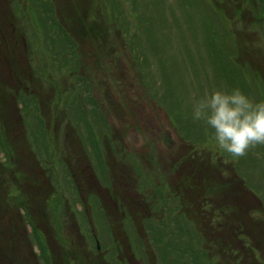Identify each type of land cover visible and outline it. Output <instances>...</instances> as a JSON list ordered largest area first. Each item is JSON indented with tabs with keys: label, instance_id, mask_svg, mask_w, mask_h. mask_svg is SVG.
Wrapping results in <instances>:
<instances>
[{
	"label": "rangeland",
	"instance_id": "374dc122",
	"mask_svg": "<svg viewBox=\"0 0 264 264\" xmlns=\"http://www.w3.org/2000/svg\"><path fill=\"white\" fill-rule=\"evenodd\" d=\"M94 14L100 22H91ZM66 29H75L85 45L101 37L110 51L107 62L102 47L87 49L105 72L109 120L90 108L89 85L75 79L73 64L85 55L67 56L72 39ZM236 88L264 100V0H0V264H76L78 255L67 253L79 252L81 240L59 242V250L46 255L43 231L64 228L67 220L84 234L85 264H107L95 244L104 250L114 244L110 237L129 240L142 264H235V257L236 264H264V145L234 158L217 148L204 121L193 119V97ZM34 119L33 132L22 134V125ZM119 119L128 140L135 133L144 144L141 157L123 156L134 169L121 178H133L143 197L125 193L126 201L141 204L119 206L121 226L106 218L86 188L76 187L69 169L80 166L71 142L79 144L69 130L62 138L61 128L76 127L87 149V136L100 145L108 122ZM42 122L58 128L38 140ZM36 152L43 157L39 166ZM201 157L221 175L202 182L213 184L206 192L195 184L194 194L183 193L186 207L170 176L192 163L196 171ZM94 169L103 182L101 158ZM205 207L217 213L209 216ZM116 243L109 251L115 264H132L130 254L124 257L128 247L119 250L122 242Z\"/></svg>",
	"mask_w": 264,
	"mask_h": 264
},
{
	"label": "flooded vegetation",
	"instance_id": "af4514ba",
	"mask_svg": "<svg viewBox=\"0 0 264 264\" xmlns=\"http://www.w3.org/2000/svg\"><path fill=\"white\" fill-rule=\"evenodd\" d=\"M120 13V12H119ZM103 18V16H101ZM100 18L96 17V15L94 14V18L92 19V23L94 22H100ZM67 30V29H66ZM64 31V34H66L67 36H69L72 39V43L71 45L67 46L69 49H71L67 54V56L71 57L72 54L74 53L75 50L82 52V54L85 55V60H78L77 62H75L73 65L75 66V68L73 69V73L75 76L76 81L81 80V84L80 86H88L87 90H91L90 84L92 85V91L88 92L86 91V93L88 94L87 100L90 103L89 106H91L90 108L93 110H96L97 112H99L101 115L103 116V118L105 117L106 119L109 120L110 118V113H112V111L109 108V98H110V94H109V90H105L104 88V80L105 78V72L103 70V68H99L100 65L99 63L96 61L95 57H94V53L87 51L88 48L94 47L95 45L97 47H102L103 48V54L104 57L107 58V62H111V59L109 57V52L107 49V45L104 42L99 41L101 39V37H98L97 39H95V34L93 33L92 38L94 40L93 43H95V45H91L87 44L85 45L83 42V38H79V36L75 33V29H72V34L67 31ZM109 64V63H108ZM112 64V63H111ZM111 69V68H110ZM121 75L120 71H116V74L114 77H119ZM94 80H97L98 82L95 83ZM107 81V80H106ZM100 89L102 90L101 94H100ZM69 98V97H68ZM108 104V105H106ZM115 113V110H114ZM112 117V116H111ZM120 118V116H119ZM32 121V122H31ZM31 121H27L22 125V134H29L32 133L35 126V122L36 119L31 120ZM78 121V119H77ZM93 125H96L95 121H90ZM103 125H104V121H103ZM67 127V126H65ZM64 126L61 127L62 128V138L65 135V133L67 134L69 130L70 135L72 136V138H76V140L78 141L77 143L80 145H75V143L71 142V145L74 147V161H76V165L80 166L77 167V169H69L70 170V175L72 180L75 182L76 187H78L79 190H83L84 188H86L87 193L93 195L94 200H96V207L103 210V212L106 215V218L110 220L115 219L117 224L119 226L123 225V221L119 220V216L120 215H115L117 214L120 210H119V206H125L129 205V206H138L141 204V202H139L137 199L132 198L129 201H126L125 198V193L129 192L132 195L136 196H141L143 197V193L140 192L137 187H135V184L132 183V180L134 181L133 178H129L126 180H123V173L125 170H130V172L128 173V176H132L131 171L134 169V164L130 165L128 163H126L124 161V157L125 153L128 151L129 153H131L135 158L137 157H141L140 155V147L142 145H144L140 139L137 137V135H135V133H133V138H130L128 140L127 135L125 133H123L124 129L126 128L125 126L121 125L120 119H119V123L117 122V120H114L113 122L110 120V122H108V125H106V128L104 129V136L103 138H101V143L100 145L96 142L95 139H93V137H89L87 136V139L90 141V145H88V147H86L87 149L84 148V146L82 145L81 139L77 138L76 134H77V128L76 127H67L65 128ZM86 130L91 134L93 127H91V125H87L85 126ZM58 127H52L51 125L48 126V124H45L42 122V126H41V130L39 131V136H38V140L42 139L45 140L46 139V134L48 131L51 130H55ZM123 133V135H122ZM170 142H172V139H169ZM64 142V140H63ZM148 143V142H146ZM88 150V151H87ZM35 155V161H36V166H39L41 163V160H43V157L40 154H34ZM186 156L188 157V155L186 154ZM64 159V161L68 164L69 168L71 167V165L69 164V153L65 150L64 156H62ZM101 158L102 160V165H103V182H100L98 178V174L95 172V159ZM188 159V158H187ZM200 159V158H199ZM205 157H201L200 161H202L203 163H201L200 167H197L196 171H195V167L194 164L192 163L187 165L185 167V173L181 174L179 176L173 175L171 174L170 178L173 182H176V179H179V181H177L176 185H178V187H180L182 189L181 194L187 192V196L191 193V191L193 189H195L194 185L195 184H199L198 186V191L200 192H206L207 190L204 189L205 185H213L211 184L212 182L209 181V183L207 184H202V182L204 180H209L208 178H212V176H217L218 177L221 175V171L220 170H216L214 168V166L209 162H207V159ZM172 166V165H171ZM212 166L214 168V170H212ZM79 168H81V170H79ZM173 168V166H172ZM208 168V174L206 173V170ZM196 173V174H195ZM173 175V176H172ZM232 177V175H231ZM182 178V182L180 183ZM233 178V177H232ZM131 179V180H130ZM234 179V178H233ZM43 180H45L47 183L51 184L50 182V177L49 175H43ZM235 180V179H234ZM237 180V179H236ZM235 180V182H236ZM233 182L235 185L236 183ZM196 186V185H195ZM54 188V187H53ZM204 190V191H203ZM193 192V191H192ZM212 193V191L210 192V194ZM190 196V195H189ZM140 197V198H141ZM178 197L181 198V201L185 204V206L187 205L186 199H182V196L178 195ZM174 198V197H173ZM142 199V198H141ZM184 200V201H183ZM104 201V202H103ZM107 201V202H105ZM109 203H112L113 207H114V215H110L109 213L106 212V208L109 205ZM207 204H209L207 202ZM188 206V205H187ZM186 206V207H187ZM212 209V208H211ZM67 210V209H66ZM202 211H204L205 213H209V216L211 214H214L213 212L215 211V214L217 213V211L215 209H208V208H204ZM214 214V215H215ZM217 217V215H216ZM29 218V216H28ZM69 222V220H67ZM64 222V228H60V227H56V231L54 230V228H52L53 233H45L43 231V237H44V241H45V246H46V252H48L46 255L49 258L50 255H48L49 253L52 252H57L59 249L55 248L57 246V243L59 242H63L65 241V244H71L74 240H81L79 243L80 245L78 246L79 252H76V249L74 248L75 251H68L67 254L72 256H76V254L78 255L79 258H77V262L76 264H85L84 263V259L88 256V253H86V251L82 248V246H86L87 242H85V240H83V233L81 231H79L78 227L76 226V224L72 223V222ZM136 223V222H135ZM112 224V223H111ZM40 225V224H39ZM45 230V229H44ZM76 230V231H74ZM112 232V231H111ZM45 233V234H44ZM244 233V232H243ZM133 234V233H132ZM239 233H236L234 235H236L237 240L239 241V239H241L242 241L243 238L239 237L238 235ZM137 235V234H136ZM243 235V234H242ZM110 237V236H109ZM110 241H113L114 244H117V241L122 242V244L118 245L117 248H119L120 250V246L125 245L126 247H128V251L129 253H125L124 257H130L131 259L128 260L129 262H133L135 264H142L141 260H137L135 258L136 253H134L132 250V245L129 242V240H126L125 238H111L110 237ZM142 239V236H140V239ZM62 243V244H63ZM247 243V242H243ZM113 244V245H114ZM96 248L98 249V251L102 252V258L105 259L106 262V257L108 259V261L106 262L107 264H115L114 259H115V255L116 254H112L110 255L111 251V247L113 246H109L105 247V249L102 250L100 249V245L98 242H96ZM236 248L231 247L230 251L232 252V254L236 253ZM127 249H124V252H126ZM113 252V251H112ZM73 253H76L75 255ZM228 255H224L223 257H227ZM91 257H93V255L91 254ZM239 257H235V261L236 263H238ZM44 260V259H43ZM141 261V263H140ZM55 263H58L57 261H54ZM100 262V261H99ZM98 261L95 262V264H100ZM124 264H126V260L123 259L122 261ZM53 262L49 261L48 263L46 261H44V264H52ZM132 263V264H133ZM235 263V264H236ZM128 264V263H127Z\"/></svg>",
	"mask_w": 264,
	"mask_h": 264
},
{
	"label": "clouds",
	"instance_id": "9594fccd",
	"mask_svg": "<svg viewBox=\"0 0 264 264\" xmlns=\"http://www.w3.org/2000/svg\"><path fill=\"white\" fill-rule=\"evenodd\" d=\"M193 119L204 121L217 148L234 158L264 145V100L253 101L238 88L231 92L214 89L202 98L193 97Z\"/></svg>",
	"mask_w": 264,
	"mask_h": 264
},
{
	"label": "bare ground",
	"instance_id": "6f19581e",
	"mask_svg": "<svg viewBox=\"0 0 264 264\" xmlns=\"http://www.w3.org/2000/svg\"><path fill=\"white\" fill-rule=\"evenodd\" d=\"M98 114H100V113L98 112ZM100 115H101V114H100ZM87 146H88V145H87ZM176 184H177L176 182H173V183H172V187H173V189L176 191L177 195H180V196L183 195V194H181L182 189H181L180 187H178V185L175 186ZM191 193L194 194L192 191H191ZM59 225H60V224H55V225L53 224V226H54L55 228H56V227H59ZM51 226H52V224H51ZM53 226H52V227H53Z\"/></svg>",
	"mask_w": 264,
	"mask_h": 264
}]
</instances>
